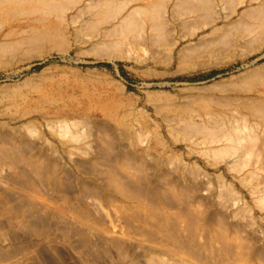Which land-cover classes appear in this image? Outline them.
<instances>
[{
  "label": "rangeland",
  "instance_id": "obj_1",
  "mask_svg": "<svg viewBox=\"0 0 264 264\" xmlns=\"http://www.w3.org/2000/svg\"><path fill=\"white\" fill-rule=\"evenodd\" d=\"M0 264H264V0H0Z\"/></svg>",
  "mask_w": 264,
  "mask_h": 264
},
{
  "label": "bare ground",
  "instance_id": "obj_2",
  "mask_svg": "<svg viewBox=\"0 0 264 264\" xmlns=\"http://www.w3.org/2000/svg\"><path fill=\"white\" fill-rule=\"evenodd\" d=\"M49 4V3H48ZM52 5V4H51ZM35 7V6H34ZM137 9V8H136ZM35 10V9H34ZM154 11V10H153ZM76 17V16H75ZM128 17V16H127ZM129 25V24H128ZM231 129V128H230ZM229 136H230V134H229ZM231 137V136H230ZM232 139V138H231ZM235 141V140H234ZM230 147V146H229Z\"/></svg>",
  "mask_w": 264,
  "mask_h": 264
}]
</instances>
